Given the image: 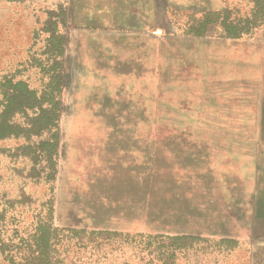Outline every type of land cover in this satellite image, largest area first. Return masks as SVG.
Returning a JSON list of instances; mask_svg holds the SVG:
<instances>
[{
    "label": "rangeland",
    "instance_id": "374dc122",
    "mask_svg": "<svg viewBox=\"0 0 264 264\" xmlns=\"http://www.w3.org/2000/svg\"><path fill=\"white\" fill-rule=\"evenodd\" d=\"M207 2L223 15L168 0H0V121L10 81L38 96L12 106L0 136V264H29L43 224L54 264H264V107L250 59L264 16L254 28L253 2ZM145 180L157 206L192 214L172 219L198 236L185 247L124 235L155 233Z\"/></svg>",
    "mask_w": 264,
    "mask_h": 264
},
{
    "label": "trees",
    "instance_id": "16d2710c",
    "mask_svg": "<svg viewBox=\"0 0 264 264\" xmlns=\"http://www.w3.org/2000/svg\"><path fill=\"white\" fill-rule=\"evenodd\" d=\"M250 2L254 3L253 11H254V17L252 18V21H256L255 23L252 22L253 27L257 28L258 26L261 25V22L259 21V18L261 19L262 16H264V0H249ZM224 11L223 10H218V11H208L205 12L204 15H215L217 18L221 17L223 15ZM257 15H261L259 18ZM258 19V20H256ZM223 26L226 30L227 35L235 36L238 37L241 35L243 32V28H236L233 26L231 28V24H228L225 20L223 19ZM10 86H12V91L11 94H9L8 99H7V105L4 108L1 118H3L0 121V136H4L7 134V130L10 129V122H9V117L12 115L15 111L12 108L14 104L17 106H27L26 104H29V100L32 101H37L38 96L35 92V90L29 89L27 85L22 82L18 81L17 83H14L13 81H10ZM24 95V96H21ZM54 109V108H53ZM51 109V110H53ZM53 116V115H52ZM39 233H36L35 237V245H34V251L32 254L29 256V264H54V258L55 255L53 254V245H54V231L51 229L50 225L48 224H43L39 227ZM79 232V230H76ZM84 233H87L88 231L85 229L81 230ZM91 234H105L104 230H91ZM121 233V232H120ZM118 231H111V232H106L107 235H112V236H118L121 235ZM143 234H146L147 237H165L168 239L169 244L167 245L168 248L172 247L175 243H180L178 247L176 248H183L187 245L189 241H192L193 239H196V235L194 234H171V233H159L155 232L154 234L152 233H143V232H137V233H125L127 237H135V236H141ZM222 242H231V240H222ZM177 250L173 249L170 250V253L168 254L169 257H173L175 255V252ZM168 260H166L164 263L167 264Z\"/></svg>",
    "mask_w": 264,
    "mask_h": 264
},
{
    "label": "crops",
    "instance_id": "0c3cea01",
    "mask_svg": "<svg viewBox=\"0 0 264 264\" xmlns=\"http://www.w3.org/2000/svg\"><path fill=\"white\" fill-rule=\"evenodd\" d=\"M170 5H177L180 7H186V8H192L193 6L197 5L198 8L201 9V12L205 13L208 11H215L207 0H191L188 4L187 0H168ZM155 2V0H153ZM219 10V9H217ZM250 59L251 61L256 62L257 67V73H256V81H260L262 88H261V100L259 103H257V106L264 107V42L258 43L253 42L252 45H250ZM260 112V111H259ZM263 112V111H262ZM261 112V113H262ZM144 183H147V185L144 186V193L142 195V210H143V216L144 218H150L153 222V229L150 230V232H159V233H171V234H189V232L184 231L182 229L172 228L171 226L174 225V222L172 219L176 217H191L192 214H188L186 211L185 213H175L173 209L170 208H163L162 206H157L155 203V200H151L148 196V185L150 183L144 181ZM151 185V184H150ZM130 212V209H129ZM147 212V213H146ZM99 227V226H95ZM100 228V227H99ZM128 228V227H126ZM130 228V227H129ZM180 228V227H179ZM102 229V228H101ZM130 232V229L128 230ZM180 231V232H178ZM137 232H144L141 230H137Z\"/></svg>",
    "mask_w": 264,
    "mask_h": 264
}]
</instances>
